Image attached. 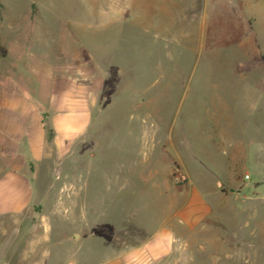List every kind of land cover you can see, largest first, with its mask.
<instances>
[{"label": "rangeland", "instance_id": "rangeland-1", "mask_svg": "<svg viewBox=\"0 0 264 264\" xmlns=\"http://www.w3.org/2000/svg\"><path fill=\"white\" fill-rule=\"evenodd\" d=\"M107 1L0 0V96L13 85L48 129L32 149L0 156V183L12 168L16 191L13 210L0 200V264H22L42 220L63 264L102 263L170 224L182 226L172 253L128 264H264V17L251 20L245 0ZM215 92L228 104L225 133H215ZM73 108L89 125L74 143L52 126ZM223 138L262 147V163L231 176L191 155L209 157V139ZM217 186L186 233L173 214L193 187Z\"/></svg>", "mask_w": 264, "mask_h": 264}, {"label": "crops", "instance_id": "crops-1", "mask_svg": "<svg viewBox=\"0 0 264 264\" xmlns=\"http://www.w3.org/2000/svg\"><path fill=\"white\" fill-rule=\"evenodd\" d=\"M136 0H108L106 3H112L116 5L122 4H133ZM105 2V1H104ZM246 7L250 11L251 20L257 21L258 18L262 16L264 17V0H245ZM140 7V6H139ZM135 8V10H139L141 8ZM125 10H128L127 8ZM257 17V18H255ZM263 23V22H262ZM262 29L264 28V24L260 26ZM216 98V112L217 118L215 120L214 128L215 133L217 134L224 126H221V116L226 114L228 110V104H226L221 99V95L219 93H213ZM232 107L231 105L229 108ZM78 111L76 108L69 110L68 115V123H58L54 121L53 127L60 131L61 129L64 132H67V136L69 141L75 142L77 138V132L81 131L83 128L87 131L89 125L88 122L82 126L78 124L77 119ZM89 112L87 109L84 110V115L89 116ZM88 121V119L86 120ZM47 128L44 126L42 115L37 112L35 107L31 106L28 98L23 95L22 92H15L13 85L7 87L4 92L1 93L0 96V156L4 158L11 159L14 151H19V148L27 147L29 149L33 148V144L31 143L37 138H44L47 133ZM225 133V130H221ZM206 132V130L204 131ZM52 136L49 134V138ZM209 152L207 158L200 155V151L198 149H194L192 152V156H195L194 159L197 162H213V163H223L228 165V172L232 174L234 167L238 163L246 162V163H262V147L256 148L254 151L244 145L243 143H233L230 140L225 138L218 140L216 143L209 139ZM208 151V149H207ZM205 151L203 149L202 154ZM253 157V159H252ZM260 157V158H257ZM201 158V159H200ZM260 159V160H259ZM233 168V169H232ZM5 171V170H4ZM233 179V177H231ZM231 179V180H232ZM0 183V200L3 197V205L8 206V210H13V204L11 203V197L15 194V190L12 188L13 186V170L12 168L8 169V173H6L1 178ZM166 188H173V186H177L171 182L165 180L164 183ZM158 186L161 187V184ZM217 186V189H206L202 190L198 187H193L191 191V199L184 210H176L175 217L182 220L185 226V232H189L190 228H193L196 224H198L204 215L210 212V208L207 205V201L203 199V197L209 195L213 192H219L218 189H221L222 186ZM213 190V191H212ZM9 199V201L7 200ZM6 209V208H5ZM169 209L174 211L175 209V201H171L169 205ZM7 210V209H6ZM39 227L43 228L42 234L37 236L36 238L28 239L26 242V247L24 246L21 251V261L22 264H63L61 261V257L59 255H53L52 252L48 251L49 249L46 247L47 242L50 241L49 235V225L47 221L42 220L38 222ZM18 224V223H16ZM35 222H29L26 228L34 226ZM138 230L142 231L145 234L148 233V230L142 228V226H135ZM182 228V226H179ZM178 226L175 227L173 224L167 229H163L153 236H149L143 243V247H139L138 249H130L123 248L119 251H116L111 256H108L106 260L99 264H128L126 260L131 257L142 255L148 259L156 260L157 258L164 257L173 252L172 243H170V239L172 238L173 229H179ZM126 227L120 228L118 233L125 231ZM180 230V229H179ZM124 235V234H123ZM34 239V240H33ZM173 242V241H172ZM36 257H34L33 255ZM34 257V258H33ZM52 262V263H51ZM64 264H77L76 259H70L68 261H64Z\"/></svg>", "mask_w": 264, "mask_h": 264}, {"label": "built area", "instance_id": "built-area-1", "mask_svg": "<svg viewBox=\"0 0 264 264\" xmlns=\"http://www.w3.org/2000/svg\"><path fill=\"white\" fill-rule=\"evenodd\" d=\"M249 178V176H246V179H248Z\"/></svg>", "mask_w": 264, "mask_h": 264}]
</instances>
